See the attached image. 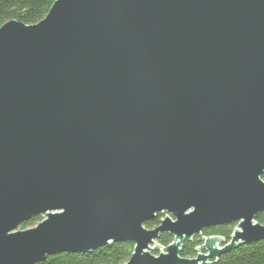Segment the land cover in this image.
I'll return each mask as SVG.
<instances>
[{
  "label": "water",
  "instance_id": "95a60500",
  "mask_svg": "<svg viewBox=\"0 0 264 264\" xmlns=\"http://www.w3.org/2000/svg\"><path fill=\"white\" fill-rule=\"evenodd\" d=\"M263 175L264 0H57L0 27V264L118 242L213 264L264 240Z\"/></svg>",
  "mask_w": 264,
  "mask_h": 264
},
{
  "label": "trees",
  "instance_id": "16d2710c",
  "mask_svg": "<svg viewBox=\"0 0 264 264\" xmlns=\"http://www.w3.org/2000/svg\"><path fill=\"white\" fill-rule=\"evenodd\" d=\"M57 0H0V27L10 21H18L25 25H36L48 14L49 10ZM264 181V175L262 177ZM166 218L165 214L156 216L153 220L145 223L148 230L158 228ZM43 221L37 216L22 224V231L35 228ZM256 223L264 226V211L256 216ZM236 225L227 224L213 226L203 231L201 236L194 237L191 241L183 244L182 258H195L197 249L203 244V238L220 237L225 244L230 242ZM174 241V237L168 233L160 235L158 244L168 247ZM134 252V244L131 242H118L109 246L101 247L91 253H63L50 256L44 261L36 264H126ZM155 256L159 251L153 252ZM213 264H264V240L241 245L223 254Z\"/></svg>",
  "mask_w": 264,
  "mask_h": 264
},
{
  "label": "rangeland",
  "instance_id": "374dc122",
  "mask_svg": "<svg viewBox=\"0 0 264 264\" xmlns=\"http://www.w3.org/2000/svg\"><path fill=\"white\" fill-rule=\"evenodd\" d=\"M21 230V229H20ZM223 245H221L220 247H222ZM161 251H159V253H160ZM154 254V253H153ZM155 255V254H154Z\"/></svg>",
  "mask_w": 264,
  "mask_h": 264
}]
</instances>
